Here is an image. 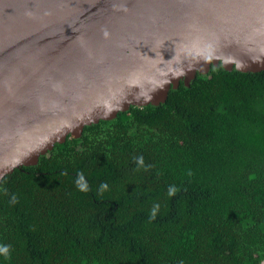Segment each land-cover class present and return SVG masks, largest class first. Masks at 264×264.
<instances>
[{
    "label": "trees",
    "instance_id": "obj_1",
    "mask_svg": "<svg viewBox=\"0 0 264 264\" xmlns=\"http://www.w3.org/2000/svg\"><path fill=\"white\" fill-rule=\"evenodd\" d=\"M0 245V264H259L264 71L211 68L15 169Z\"/></svg>",
    "mask_w": 264,
    "mask_h": 264
},
{
    "label": "water",
    "instance_id": "obj_2",
    "mask_svg": "<svg viewBox=\"0 0 264 264\" xmlns=\"http://www.w3.org/2000/svg\"><path fill=\"white\" fill-rule=\"evenodd\" d=\"M218 66L264 71V0H0V183Z\"/></svg>",
    "mask_w": 264,
    "mask_h": 264
},
{
    "label": "clouds",
    "instance_id": "obj_3",
    "mask_svg": "<svg viewBox=\"0 0 264 264\" xmlns=\"http://www.w3.org/2000/svg\"><path fill=\"white\" fill-rule=\"evenodd\" d=\"M138 161L140 163H143L142 157L138 158ZM77 187L81 191H87L88 190L87 189V185L82 182V177H81V179L77 180ZM107 187H108L107 184H104V183H102L100 185L101 191L106 190ZM169 194L171 195L172 192L170 191ZM157 207H158V205H155L154 206L153 213L155 212V210H156ZM0 254H2L5 258H7L10 255V246L9 245H0Z\"/></svg>",
    "mask_w": 264,
    "mask_h": 264
}]
</instances>
